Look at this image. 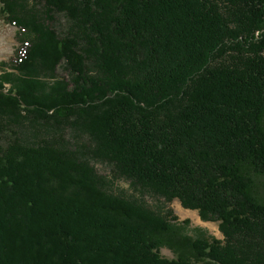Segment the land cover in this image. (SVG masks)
Listing matches in <instances>:
<instances>
[{
  "label": "trees",
  "instance_id": "1",
  "mask_svg": "<svg viewBox=\"0 0 264 264\" xmlns=\"http://www.w3.org/2000/svg\"><path fill=\"white\" fill-rule=\"evenodd\" d=\"M0 14L18 42L0 63V264H264V0ZM176 199L223 239L188 235Z\"/></svg>",
  "mask_w": 264,
  "mask_h": 264
},
{
  "label": "rangeland",
  "instance_id": "2",
  "mask_svg": "<svg viewBox=\"0 0 264 264\" xmlns=\"http://www.w3.org/2000/svg\"><path fill=\"white\" fill-rule=\"evenodd\" d=\"M17 27L10 24L0 14V63L1 61H7L13 55L15 48L18 45L16 40ZM2 72L0 64V73ZM59 74L64 75L63 70L59 69ZM9 87L8 84H6ZM98 169L101 173L112 176L110 167L98 163ZM259 187V193L264 197V178H262ZM112 190L119 194L135 195L139 198L144 199L149 205L157 210H164L166 203L163 198L158 197L152 193L144 192L135 189L130 183L124 178H116L113 180ZM169 207L174 210V213L178 216L177 223L184 227V231L192 237H200L206 235L209 237L223 239V234L219 229V222L216 221H204L201 219L197 210L188 209L182 206L179 200H174ZM184 220H189L188 223L183 224ZM163 256L168 258L176 257V254L168 247L161 249Z\"/></svg>",
  "mask_w": 264,
  "mask_h": 264
}]
</instances>
